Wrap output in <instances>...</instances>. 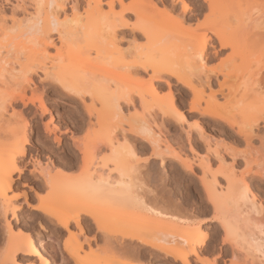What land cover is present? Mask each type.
I'll list each match as a JSON object with an SVG mask.
<instances>
[{
    "label": "bare ground",
    "instance_id": "bare-ground-1",
    "mask_svg": "<svg viewBox=\"0 0 264 264\" xmlns=\"http://www.w3.org/2000/svg\"><path fill=\"white\" fill-rule=\"evenodd\" d=\"M29 1L32 11L24 4L9 16L0 10V264H264V0H194V7L187 0ZM212 60L218 68H207ZM38 72L58 83V93L83 101L79 130L86 134L71 138L81 156L73 163L76 178L53 158L28 154L32 131L24 113L50 115L42 139L60 145L66 134L44 87L34 83ZM173 82L190 93L192 124ZM175 126L187 127L189 140L195 131L206 153L192 141L184 152L170 133ZM206 127L230 130L245 150L213 145ZM144 143L160 169L169 159L196 176L213 213L209 222L222 232L212 260L204 257L208 235L200 222L180 225L142 195L137 146ZM23 175L35 183L32 195L16 187ZM24 205L67 233L64 252L42 253L22 230ZM98 210L145 223L130 234L125 223L109 228L114 218ZM142 250L163 261L138 262Z\"/></svg>",
    "mask_w": 264,
    "mask_h": 264
},
{
    "label": "rangeland",
    "instance_id": "rangeland-1",
    "mask_svg": "<svg viewBox=\"0 0 264 264\" xmlns=\"http://www.w3.org/2000/svg\"><path fill=\"white\" fill-rule=\"evenodd\" d=\"M135 1L136 0H127V3H134ZM187 1L189 4H191L192 7L196 5L194 0ZM19 4H24L27 10L32 11V6L29 0H0V10L4 11L7 16L11 15L13 11L22 12V8L18 7ZM68 11L70 12V8H68ZM20 16L22 18V14ZM218 65L219 61L212 60L209 62L207 68L209 67L208 69H216L218 68ZM42 77L43 74L41 72H38L37 75L34 76V83L39 88L44 87L43 91L44 97L46 99L45 101H47L49 109L51 110V114L53 113L55 124H59L60 129L63 131V133L66 132V134L63 135L62 143L60 145L55 144L53 138L47 140L44 138L42 139L41 136L44 134V123L50 120V115L47 114L43 117L33 118L30 112L24 113L25 118L30 122L32 131L30 138L31 146H28V154H32L34 157L39 154L41 156L40 158H42L43 160H47V158H53V160L55 162H58L59 166L65 170V176L76 178L80 174V169L78 167H75L73 163L78 162L77 159H79L81 156L80 153L74 148L71 138L74 135V137H79L81 139L86 134L85 132L79 130V125H83L82 117L85 116L84 105L82 103L83 101L72 93H58L55 90L56 88H58V83L52 80H44L42 79ZM172 89L177 103L181 106V108H183L188 121H190L191 124L192 122L194 123V120L197 119V114L191 113L189 111V91L176 82H173ZM214 89L217 88L214 87ZM18 107L21 108L20 104ZM67 127L70 130L67 129ZM186 129L187 127L184 129L176 126L172 127L170 133L172 137L174 136V140H177L175 141L176 145L179 144V147L183 145V151L189 152L188 144L190 143V141H192V144L194 143L198 153L201 155L205 154L207 143L200 139L195 131H193L190 136L191 139L189 140L186 134ZM206 129L207 132L212 135L213 145H221L220 149H223L224 146H229L236 148L241 152L245 150L244 144H239L238 138L236 140V137L234 138V134L230 130L220 133L218 131V127H206ZM148 146L149 145L147 143H144L143 145L139 144L137 146L139 151H137L139 155L137 158V164H140L138 166L139 168L137 169V183L141 187L140 191L142 195L146 196L147 198L150 197L149 199H153V202L159 201L160 205L163 204L160 207L164 206L166 212L168 210V213L170 212L169 214L175 216L180 225H191L194 227L200 222L203 228L206 229L208 235V252H205L204 257L207 258V260H212V252L216 249L218 250V248L221 246L222 241L220 235H222V232L219 235L217 230L218 224H211L209 222V220L213 216V213L205 195L202 192L201 186L198 185V182H196V176L194 177V173L185 171L184 168L181 167L180 163L176 161L174 162V160H171L169 162V159L166 161L167 164L164 166V170H162L163 168L160 169L159 166L161 163L159 159L152 157L151 149ZM43 147L46 149V151L41 150V148ZM226 159L229 163L231 162V159L229 157H226ZM243 160L244 159L242 157H239L237 158L235 164L237 165V168H241L242 171L245 169V162ZM67 162H69V164ZM194 168V172L196 174H199V168H197L196 165L194 166ZM28 173V171H25L26 175H28ZM32 183L33 186H35L34 182L26 180L23 175L22 180L17 181L16 187L20 186V191H23V189L29 190V187L30 185L32 186ZM195 183L197 184L195 185ZM29 193L30 195H32V192H30V190ZM36 203V201H31V205H35ZM30 207V205L23 206V214L20 215L18 221L21 228H23L22 230L27 233L30 232L34 236V239L37 242V245L39 246V249L42 253L47 254V251L52 254H54L55 251L61 253L64 252L67 233L61 231L60 229H57L56 227L47 225L44 220L40 219V216L31 215ZM98 212L104 218H114V222L110 221L108 223L109 228L113 226L112 223H125L129 227L131 226V228H128V233L130 234L135 233L138 230V228L140 227L138 226V223L143 225L145 223V221L138 220L133 217L130 218L128 215L122 213L102 212L100 210H98ZM15 223L16 222L13 221V224ZM41 224L46 227L47 231L41 229ZM87 229H92V226L87 227ZM89 235L92 234H90L89 232ZM41 241H43L42 244H40ZM5 245V234L0 224V253L1 251H3ZM94 252L98 256L103 253L99 248H94ZM141 254V258L139 257L140 259L137 260L140 263L163 261L162 258H158L156 255L150 253L149 250H142ZM173 262L174 261H171V264H179ZM62 263V260L57 259L56 264ZM165 264L170 263L166 262Z\"/></svg>",
    "mask_w": 264,
    "mask_h": 264
}]
</instances>
